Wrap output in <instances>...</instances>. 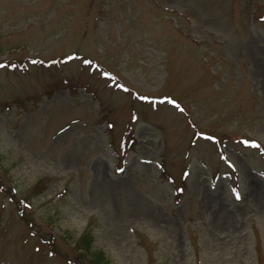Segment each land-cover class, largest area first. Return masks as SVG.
I'll list each match as a JSON object with an SVG mask.
<instances>
[{
	"label": "rangeland",
	"instance_id": "374dc122",
	"mask_svg": "<svg viewBox=\"0 0 264 264\" xmlns=\"http://www.w3.org/2000/svg\"><path fill=\"white\" fill-rule=\"evenodd\" d=\"M0 65V264L88 230L111 264H264V0H0Z\"/></svg>",
	"mask_w": 264,
	"mask_h": 264
},
{
	"label": "trees",
	"instance_id": "16d2710c",
	"mask_svg": "<svg viewBox=\"0 0 264 264\" xmlns=\"http://www.w3.org/2000/svg\"><path fill=\"white\" fill-rule=\"evenodd\" d=\"M76 250L80 252L77 258L82 259L81 262L77 260L78 264H111L104 253L93 249V236L89 230L80 238Z\"/></svg>",
	"mask_w": 264,
	"mask_h": 264
},
{
	"label": "snow or ice",
	"instance_id": "6c2138e0",
	"mask_svg": "<svg viewBox=\"0 0 264 264\" xmlns=\"http://www.w3.org/2000/svg\"><path fill=\"white\" fill-rule=\"evenodd\" d=\"M3 65H0V67H2ZM172 104H176V101L175 100H171L170 101ZM178 106V105H177ZM237 198H239V193H237Z\"/></svg>",
	"mask_w": 264,
	"mask_h": 264
}]
</instances>
